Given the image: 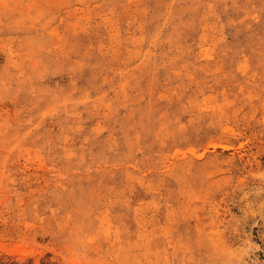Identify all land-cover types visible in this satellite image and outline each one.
Returning a JSON list of instances; mask_svg holds the SVG:
<instances>
[{"label": "rangeland", "instance_id": "374dc122", "mask_svg": "<svg viewBox=\"0 0 264 264\" xmlns=\"http://www.w3.org/2000/svg\"><path fill=\"white\" fill-rule=\"evenodd\" d=\"M0 264H264V0H0Z\"/></svg>", "mask_w": 264, "mask_h": 264}]
</instances>
